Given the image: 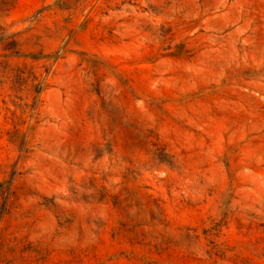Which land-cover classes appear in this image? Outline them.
Listing matches in <instances>:
<instances>
[{
	"label": "rangeland",
	"instance_id": "1",
	"mask_svg": "<svg viewBox=\"0 0 264 264\" xmlns=\"http://www.w3.org/2000/svg\"><path fill=\"white\" fill-rule=\"evenodd\" d=\"M0 264H264V0H0Z\"/></svg>",
	"mask_w": 264,
	"mask_h": 264
}]
</instances>
